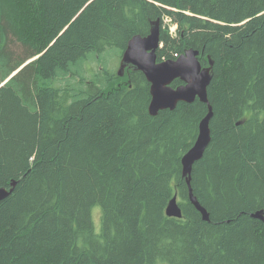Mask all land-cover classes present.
Segmentation results:
<instances>
[{"label":"trees","instance_id":"16d2710c","mask_svg":"<svg viewBox=\"0 0 264 264\" xmlns=\"http://www.w3.org/2000/svg\"><path fill=\"white\" fill-rule=\"evenodd\" d=\"M155 20L157 61H212L211 140L191 174L207 221L182 157L208 104L151 115L145 75L108 67ZM0 85V186L17 182L0 264H264V0H0ZM174 196L181 218L165 213Z\"/></svg>","mask_w":264,"mask_h":264},{"label":"water","instance_id":"95a60500","mask_svg":"<svg viewBox=\"0 0 264 264\" xmlns=\"http://www.w3.org/2000/svg\"><path fill=\"white\" fill-rule=\"evenodd\" d=\"M159 47L160 21L155 20L147 35H135L128 41L121 56L117 73L122 76L125 69L128 68L139 70L145 75L151 84V100L148 106L151 115H156L158 111L163 109H173L180 101L190 103L198 98L208 104V112L199 123L198 135L193 145L182 157V174L186 178L189 200L200 212L203 220L207 221L209 220L208 211L193 194L191 174L193 165L202 158L211 140L210 120L213 112L209 105L207 88L212 79V61H210L209 66H202L198 59L199 51L192 48L185 50L175 59L157 61L156 51ZM177 78L182 83L173 87L171 83ZM16 184V180H12L8 187L0 186V201L12 193ZM165 213L169 217H182V210L176 196L169 201ZM251 217L264 222V209L251 213Z\"/></svg>","mask_w":264,"mask_h":264},{"label":"rangeland","instance_id":"374dc122","mask_svg":"<svg viewBox=\"0 0 264 264\" xmlns=\"http://www.w3.org/2000/svg\"><path fill=\"white\" fill-rule=\"evenodd\" d=\"M165 24L169 25L168 20L165 19ZM167 22V23H166ZM174 26L171 24L169 25L170 31ZM11 49L14 50L15 52L18 51L20 48L16 43L10 44ZM37 57V56H36ZM34 59V58H32ZM119 62L120 59L117 57H110L109 58V65L108 67L112 68L113 70L117 71L119 68ZM88 70L92 73L95 70L98 69V66L95 63L87 64ZM88 77V74H86ZM92 219L94 222L95 230L98 232L100 230V224H101V208L99 206H95L92 208Z\"/></svg>","mask_w":264,"mask_h":264},{"label":"bare ground","instance_id":"6f19581e","mask_svg":"<svg viewBox=\"0 0 264 264\" xmlns=\"http://www.w3.org/2000/svg\"><path fill=\"white\" fill-rule=\"evenodd\" d=\"M101 53V52H100ZM104 56V55H103ZM173 58V57H172ZM67 79V78H66ZM94 81V80H93ZM148 81V80H147ZM93 84V83H92ZM200 160V159H199Z\"/></svg>","mask_w":264,"mask_h":264},{"label":"built area","instance_id":"2783aa9c","mask_svg":"<svg viewBox=\"0 0 264 264\" xmlns=\"http://www.w3.org/2000/svg\"><path fill=\"white\" fill-rule=\"evenodd\" d=\"M175 27H173L171 30L173 31Z\"/></svg>","mask_w":264,"mask_h":264}]
</instances>
